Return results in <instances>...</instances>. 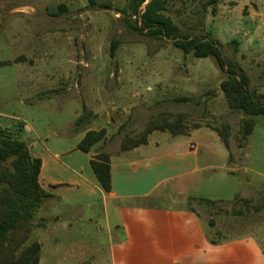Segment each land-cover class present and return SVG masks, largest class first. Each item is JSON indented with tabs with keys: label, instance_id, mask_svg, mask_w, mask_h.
<instances>
[{
	"label": "rangeland",
	"instance_id": "1",
	"mask_svg": "<svg viewBox=\"0 0 264 264\" xmlns=\"http://www.w3.org/2000/svg\"><path fill=\"white\" fill-rule=\"evenodd\" d=\"M209 1L164 0V14L182 33H211L224 58L249 78L250 93L264 97V0ZM95 2L92 7L89 0H0V63L19 61L0 67V129L22 122L48 136L49 146L62 149L57 145L61 134L69 132L84 107L93 116L81 130L109 127L105 141L111 148L125 137L137 138L149 123L173 122L179 114L186 115L187 130L228 126V154L220 141L219 151L211 148L210 167L197 174L203 175L197 196L216 204L193 206L223 235L253 236L264 254V117L254 118L252 134L242 140L244 118L228 108L220 90L226 74L212 57L197 59L172 40L134 32L118 13L125 0ZM112 41L118 43L114 58L109 55ZM260 102L264 105V99ZM238 210L243 215L233 216ZM35 222L46 224L28 241L41 245L40 264L108 263L115 232L99 208L73 211L45 201ZM51 235L57 237L56 250Z\"/></svg>",
	"mask_w": 264,
	"mask_h": 264
},
{
	"label": "crops",
	"instance_id": "2",
	"mask_svg": "<svg viewBox=\"0 0 264 264\" xmlns=\"http://www.w3.org/2000/svg\"><path fill=\"white\" fill-rule=\"evenodd\" d=\"M78 117L68 126L69 132L61 134L57 145L62 149L49 146L48 136L26 124L24 135L29 152L42 162L38 181L53 197L46 201L73 211L101 210L109 230L115 232L107 264H264V254L253 236L223 235L213 221H205L194 209L193 203H204L196 194L203 183V175L197 174L210 167L211 148H221L215 131L201 127L177 136L154 131L145 145L128 151L120 150V141L115 148L102 141L90 153H83L77 145L88 129L75 126ZM102 129L107 138L109 127ZM199 132L205 133L196 138ZM67 137L73 138L68 141ZM222 148L225 155L227 150ZM98 152L110 156V193L102 190L90 167ZM206 226L221 239L212 237ZM50 239L56 250L57 237ZM77 256L74 252L73 258Z\"/></svg>",
	"mask_w": 264,
	"mask_h": 264
},
{
	"label": "trees",
	"instance_id": "3",
	"mask_svg": "<svg viewBox=\"0 0 264 264\" xmlns=\"http://www.w3.org/2000/svg\"><path fill=\"white\" fill-rule=\"evenodd\" d=\"M218 0H210L215 5ZM92 7L95 0H89ZM101 9L110 10V5H99ZM64 10V8H61ZM166 7L164 0H125V5L118 11L123 21L134 32L142 36L173 41L174 47L185 55L197 59L212 57L219 70L226 74L220 83V90L232 112H239L243 116L241 135L242 140L250 136L255 127L254 118L264 117V105L260 100L264 97H255L250 93V81L243 70L229 62L223 56L221 44L211 35L193 36L182 33L180 27L164 14ZM215 12V9H213ZM59 16L58 13L53 14ZM117 41H112L109 55L115 57ZM19 61H4L1 66H9ZM177 101L185 102L186 99ZM93 116L84 107L83 114L76 121L75 126L81 128L89 124L88 119ZM185 114L177 115L173 122L149 123L137 138L125 137L120 145L121 151H128L147 143L148 136L154 131H167L173 136L187 132L184 123ZM229 127L224 126L222 131L215 130L224 147L228 150ZM106 140V130H88L84 138L77 145V150L90 153L92 148ZM41 160L31 155L24 135V124L16 122L12 127L0 129V264H40L41 245L38 242H29L32 231L45 228V223L35 222V216L42 204L53 198L46 193L39 184ZM90 167L98 183L105 193L111 192L110 156L105 152H98L91 161ZM239 199V198H238ZM244 205L248 199L240 198ZM208 204H216L205 201ZM255 212L260 207L253 208ZM229 214L228 212H226ZM232 215L240 217L243 211H232ZM55 218L54 221H57ZM212 244L215 242L210 241Z\"/></svg>",
	"mask_w": 264,
	"mask_h": 264
},
{
	"label": "built area",
	"instance_id": "4",
	"mask_svg": "<svg viewBox=\"0 0 264 264\" xmlns=\"http://www.w3.org/2000/svg\"><path fill=\"white\" fill-rule=\"evenodd\" d=\"M190 148H191L192 150L195 149V147H194L193 145H191Z\"/></svg>",
	"mask_w": 264,
	"mask_h": 264
}]
</instances>
